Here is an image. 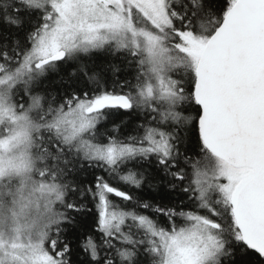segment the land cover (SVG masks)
Returning a JSON list of instances; mask_svg holds the SVG:
<instances>
[{"label":"snow or ice","instance_id":"6c2138e0","mask_svg":"<svg viewBox=\"0 0 264 264\" xmlns=\"http://www.w3.org/2000/svg\"><path fill=\"white\" fill-rule=\"evenodd\" d=\"M0 264H264V0H0Z\"/></svg>","mask_w":264,"mask_h":264},{"label":"trees","instance_id":"16d2710c","mask_svg":"<svg viewBox=\"0 0 264 264\" xmlns=\"http://www.w3.org/2000/svg\"><path fill=\"white\" fill-rule=\"evenodd\" d=\"M108 59H112V57H108ZM114 62L120 63L119 57H117ZM64 70H66V69H64ZM51 79H56V77L53 76V77H51ZM127 119H130L131 122L128 123L127 125L122 126L120 128L119 134H120L121 137L136 134L134 132V128H135V125L139 121H137L135 118H127ZM118 122L119 121H117V123ZM104 127L110 129L112 127V125H111V123H109V124H106ZM97 174L98 175H102L103 173L98 172ZM89 179H91V178L89 177ZM132 191L135 192L134 189ZM145 193H148L146 198L153 200L155 203H167L168 202L167 200H161L159 194L151 193V192H149L148 189H145ZM111 198L116 200V201H118L121 204V206H123V202L121 200H119V198H115V197H111ZM89 208H91V212H89V213H81L79 215H77L76 213H73V215H77L78 221L81 222V224L83 226L82 230L86 229L88 231H91V229L95 228L96 209H95V207H93V205L91 203L89 204ZM147 214L148 215H153L151 212H149ZM154 218L159 219V221L161 223H166V218L163 217V216H158V217H154ZM92 234L97 235V236L99 235L98 233H92Z\"/></svg>","mask_w":264,"mask_h":264},{"label":"rangeland","instance_id":"374dc122","mask_svg":"<svg viewBox=\"0 0 264 264\" xmlns=\"http://www.w3.org/2000/svg\"><path fill=\"white\" fill-rule=\"evenodd\" d=\"M116 203L120 204L118 201L115 200Z\"/></svg>","mask_w":264,"mask_h":264}]
</instances>
